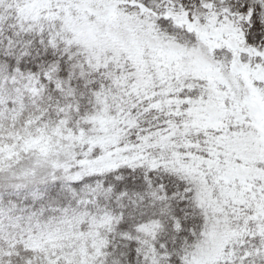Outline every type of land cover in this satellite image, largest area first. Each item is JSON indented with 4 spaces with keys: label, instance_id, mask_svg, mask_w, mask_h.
<instances>
[{
    "label": "snow or ice",
    "instance_id": "6c2138e0",
    "mask_svg": "<svg viewBox=\"0 0 264 264\" xmlns=\"http://www.w3.org/2000/svg\"><path fill=\"white\" fill-rule=\"evenodd\" d=\"M0 264H264V0H0Z\"/></svg>",
    "mask_w": 264,
    "mask_h": 264
}]
</instances>
